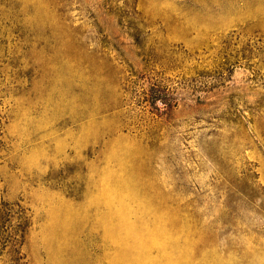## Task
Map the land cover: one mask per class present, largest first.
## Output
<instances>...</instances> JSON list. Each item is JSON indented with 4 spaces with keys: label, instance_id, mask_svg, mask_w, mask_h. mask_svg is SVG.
Masks as SVG:
<instances>
[{
    "label": "rangeland",
    "instance_id": "374dc122",
    "mask_svg": "<svg viewBox=\"0 0 264 264\" xmlns=\"http://www.w3.org/2000/svg\"><path fill=\"white\" fill-rule=\"evenodd\" d=\"M0 264H264V0H0Z\"/></svg>",
    "mask_w": 264,
    "mask_h": 264
},
{
    "label": "bare ground",
    "instance_id": "6f19581e",
    "mask_svg": "<svg viewBox=\"0 0 264 264\" xmlns=\"http://www.w3.org/2000/svg\"><path fill=\"white\" fill-rule=\"evenodd\" d=\"M165 242V241H164Z\"/></svg>",
    "mask_w": 264,
    "mask_h": 264
}]
</instances>
